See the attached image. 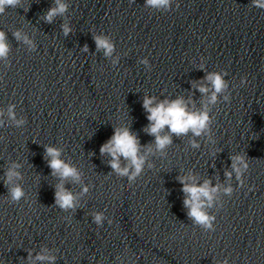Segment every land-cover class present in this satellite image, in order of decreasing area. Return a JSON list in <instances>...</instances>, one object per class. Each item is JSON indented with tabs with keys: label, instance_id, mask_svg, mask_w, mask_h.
Segmentation results:
<instances>
[{
	"label": "clouds",
	"instance_id": "obj_1",
	"mask_svg": "<svg viewBox=\"0 0 264 264\" xmlns=\"http://www.w3.org/2000/svg\"><path fill=\"white\" fill-rule=\"evenodd\" d=\"M174 0H145L144 6L156 12H168L172 10ZM179 5H177L178 7ZM31 5L25 7V0H0V15H4L6 9L23 8L27 13ZM250 7L264 10V0H251ZM70 4L68 0H53L52 6L39 16V20L46 24H53L58 17L63 18L60 25L64 37L74 32L68 19ZM12 37L18 43L26 46L29 52L37 49V44L23 28L12 31ZM96 52H102L103 56L110 60L113 67L119 64L120 56L116 54L114 40L106 34H92ZM12 45L8 34L0 29V63L5 67L10 66V53ZM81 51L89 52L85 44ZM204 58L201 57L200 70L205 71L200 81H192V88L201 94L199 107L192 96L179 95L175 98H159L155 95L145 94L142 107L146 112L148 124L143 131L154 139L147 144H141L137 133L131 130V125L120 124L113 127V135L100 146L101 157H107V165L111 171L108 176L115 175L119 178H127L129 185H133L142 177L145 170L155 168L153 157L166 158L168 149L173 145V137H189L188 146L191 149H200L201 143L198 138H203L206 144L217 143L213 124L215 117L212 115L213 108L221 102L228 103L231 100L229 82L225 79L228 75L226 70L206 71ZM147 70L152 65L147 57L138 61ZM247 77H242L240 86L247 84ZM16 104H8L7 108H0V128L13 126L23 128L27 124L24 116H18ZM44 160L51 170V176L57 183L54 187V205L69 215L64 219L71 223L72 214L81 208V201L93 185L84 181V171L74 164L71 159H64V149L54 145H43ZM220 149H214L211 154L215 156ZM94 155V153H92ZM231 170H225L224 176L228 183L213 185L211 178H205L201 182L199 175L194 170L177 175L176 180L182 185L181 192L184 194L182 201L186 210V216L191 223L199 227L203 232L215 231L216 215L212 209L216 207L221 190L224 196L231 197L233 193L245 185V174L250 164L249 157L245 152L231 154ZM23 162L10 160L4 170L3 184L7 189L6 200L10 204H19L21 200L28 201L29 194L23 184L24 173L21 171ZM233 177L237 182L234 188ZM66 185H79L80 191L74 192ZM251 191V189H249ZM224 205H221L222 208ZM93 222L98 227H103L107 221L109 225L112 219L106 216L104 211L91 213ZM26 264H56L57 255L47 245L41 246L39 251L27 250ZM115 261L125 264L124 256L117 255ZM103 264V262H99ZM215 264H229L227 258L217 260Z\"/></svg>",
	"mask_w": 264,
	"mask_h": 264
}]
</instances>
